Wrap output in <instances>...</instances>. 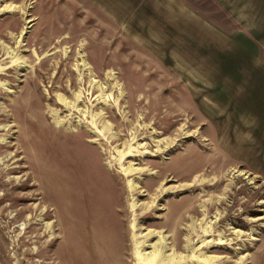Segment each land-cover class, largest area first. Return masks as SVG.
Returning a JSON list of instances; mask_svg holds the SVG:
<instances>
[{
  "label": "rangeland",
  "instance_id": "374dc122",
  "mask_svg": "<svg viewBox=\"0 0 264 264\" xmlns=\"http://www.w3.org/2000/svg\"><path fill=\"white\" fill-rule=\"evenodd\" d=\"M148 230L264 264V0H0V264H136Z\"/></svg>",
  "mask_w": 264,
  "mask_h": 264
},
{
  "label": "bare ground",
  "instance_id": "6f19581e",
  "mask_svg": "<svg viewBox=\"0 0 264 264\" xmlns=\"http://www.w3.org/2000/svg\"><path fill=\"white\" fill-rule=\"evenodd\" d=\"M11 54H13V52H11ZM84 66L86 68H88L86 63H84ZM116 89L118 91H121V87H120V85L118 83H116ZM77 100L78 101L80 100V96L77 97ZM67 101L68 100H66V99H64L62 97H59V102L62 103V106H64V108H66V109L72 108L73 104L70 101L69 102H67ZM59 119H56L54 121L53 125L56 128H59V129L60 128H62V129L66 128V131L70 132L71 131L70 127H65V121L64 120H59ZM96 120H97V118H96ZM71 132L77 133L74 130H72ZM153 143H154V141H153ZM78 148H80V147H78ZM24 159H26V158H24ZM134 171L135 170H133V169L126 170L125 171V175L129 176ZM184 177H185V175H183L181 178H184ZM58 184L61 185V186H59L60 187L59 193H61L62 195H65V192H66L65 189L67 187H69L68 182L65 180V178H63V180L59 181ZM136 185H137V183L135 185L133 183L129 184L130 192L132 191L134 193V192L137 191L138 187ZM143 192L144 191H142L141 193H143ZM146 193L148 195V192H146ZM136 206L137 205L135 204L132 208H135ZM147 208H150V206L147 205ZM192 229H193V227H192ZM133 230L134 231L137 230V229H135V226H133ZM155 235L156 234H155L154 231H149V230L139 234L138 236L136 234L133 235V238H134V240L136 242V246H135V250H134V259H135L136 264H214L215 261H219L220 259H222V258H217V257L208 258V257H205L203 255L195 256L194 255V251L195 250L191 246L190 239H186L185 245L182 247V249H183V251H189L191 249L192 250V255L191 256H186V255L179 254L175 250L170 248V244L167 243L166 240L164 239L165 237L164 238H159L158 237L157 242L155 243L153 241L154 243H152V239L154 238ZM179 236H180V234H179V232H177V234L175 235V241L176 242H179V239H180ZM209 244H210V242H204L203 243L204 246H209ZM223 244H225V243L223 241H221V240L218 243V245H223ZM179 245H180V242H179ZM200 251H201V249H200ZM197 252H198V250H197ZM115 256L118 259L121 258L120 256L118 257V254L115 255Z\"/></svg>",
  "mask_w": 264,
  "mask_h": 264
}]
</instances>
